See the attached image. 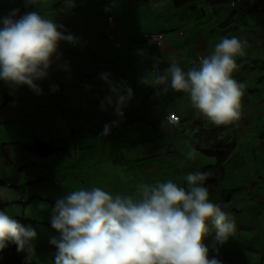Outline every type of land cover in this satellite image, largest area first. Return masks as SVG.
Segmentation results:
<instances>
[{"label": "crops", "instance_id": "0c3cea01", "mask_svg": "<svg viewBox=\"0 0 264 264\" xmlns=\"http://www.w3.org/2000/svg\"><path fill=\"white\" fill-rule=\"evenodd\" d=\"M11 5L20 15L38 11L48 18V14H54L52 20L63 26L65 34L76 38L74 43H60L48 76L36 81L40 93L30 88L36 106L26 104L21 113L28 120V142L35 138L54 142L62 148L61 153L71 148L79 159L66 167L59 164V168L65 167L62 176L69 177L65 179L69 181L68 192L100 187L113 195L137 197L141 185L155 186L168 180L187 189V173L216 164L214 157L200 156L191 143L201 125L204 130L217 131L222 141L234 146L222 173L208 169L203 186L209 190L210 201L230 213L237 225L231 238L218 245V256L212 250L215 230L211 222L203 242L210 249V257L216 256L222 264H264V101L261 94L256 96L264 82L260 72L264 65V7L251 10L240 5L233 9L230 4L208 0H193L180 7H175L172 0H37L36 5L26 7L25 0H16L10 4L0 2V20L12 12ZM111 15L114 25L108 23ZM158 34L164 35L161 45L139 39ZM233 36L245 42L244 55L235 58L237 69L233 73L234 79L244 85L241 117L235 123L217 127L196 115L186 93L171 88L164 91L141 82L148 75L154 78V57L160 58L161 72L171 62L187 71L199 66V58L211 55L221 38ZM102 73L108 74L112 83L133 90L123 117L112 105L101 107V99L112 95ZM8 94L6 101H13L14 96ZM172 112H177L182 122L171 131L166 117ZM106 124L110 131L102 135ZM61 128L65 135L79 130L75 136L82 142L86 140L84 146L98 145L99 155L92 156L95 160L81 158L82 152L70 141L58 144ZM189 151H195L196 159L185 161L181 167L180 161ZM47 158L43 157L44 161ZM57 161L59 158H53ZM80 162L81 167L76 168ZM46 164L43 162L44 168ZM130 164H135L137 170L131 169L126 177L124 167ZM54 169H44L45 174L55 182L53 188L60 189L65 184L56 182ZM75 169L85 171V176L74 173ZM108 169L122 171L117 178L130 188L121 194L115 191L109 183L113 177ZM106 170L103 184L100 177ZM37 179L38 183L44 181L42 175ZM21 200L25 202V198Z\"/></svg>", "mask_w": 264, "mask_h": 264}, {"label": "clouds", "instance_id": "9594fccd", "mask_svg": "<svg viewBox=\"0 0 264 264\" xmlns=\"http://www.w3.org/2000/svg\"><path fill=\"white\" fill-rule=\"evenodd\" d=\"M36 4L37 0H25L26 7ZM109 17L108 23L114 25V16L113 23ZM0 23V80L40 92L36 81L48 76L60 43H74L76 38L38 11L20 15L15 9ZM139 39L149 40L146 36ZM244 43L235 36L223 37L211 55L199 58V66L187 71L171 62L161 72L160 58L154 57V78L148 75L141 82L186 93L196 115L217 127L233 124L241 117L244 95V85L233 77L235 58L244 55ZM101 78L109 82L112 92L101 99V107L112 105L123 117L133 90L112 83L106 73ZM109 131L106 124L102 135ZM195 159V151H189L180 165ZM207 175L199 170L187 173V189L171 180L155 186L143 184L137 197L113 195L100 187L68 192L52 210L51 227L58 233L49 241L56 248L54 264H222L216 256L210 257L203 242L208 224L215 230L212 250L217 256L218 245L231 238L237 225L230 213L210 201L209 190L203 186ZM6 198L0 192V200ZM37 238L36 228L0 210V252L13 244L30 259Z\"/></svg>", "mask_w": 264, "mask_h": 264}, {"label": "rangeland", "instance_id": "374dc122", "mask_svg": "<svg viewBox=\"0 0 264 264\" xmlns=\"http://www.w3.org/2000/svg\"><path fill=\"white\" fill-rule=\"evenodd\" d=\"M13 1L16 0H0L1 3L5 2L8 4L13 3ZM118 6L121 7L122 5ZM12 8L13 5H11V9ZM13 10H15V8L12 9V11ZM47 16L48 19L54 18V14L52 13ZM146 16V14L143 15L145 21L148 20ZM260 72L264 74V65H262V70H260ZM261 89L262 91L256 96L261 94L262 100L264 101V82L261 84ZM4 92L12 94L14 100L5 102L6 97L4 96ZM30 92L31 90L27 85L15 86L0 80V192L7 194L6 199L0 200V210H5L12 217L24 215L27 218L37 220L36 223L30 224L36 228L38 232V238L34 242L35 251L30 259L37 264H54L56 248L54 245H51L49 241L52 236H58V233L51 227V216L57 199L64 196V194L62 191H59V194L55 193L56 190L58 192L59 188L56 190L53 188L55 182L45 174L46 170L44 169L55 167L54 171L55 175H57L56 182H60V185L64 182L65 185L63 184L64 188L62 190L65 193L69 190L66 186L69 181H65V179L69 177L62 176L65 173L64 168L67 164L75 162L76 159H69L67 161L59 159V161L53 162L54 157L48 156L47 161H44L43 157L33 154L24 146L31 143V141L28 142L25 137V132L28 128V120H26L24 114L21 113L26 104H30L32 107L36 106L34 94L32 95V92ZM36 109L37 108H32L33 111ZM262 110L264 111V108H262ZM39 122L41 123L42 121ZM56 132L58 133V131ZM50 142L51 141L48 143ZM55 146H57V144H55ZM96 149L97 148H92L86 151V153L89 154L91 152V156H98V150ZM196 152L201 154L200 156L204 155L206 157L202 152L197 150ZM91 159L95 160V158ZM43 162L47 163L46 168H44ZM59 164H64L65 167L59 168ZM124 169L125 171L123 172L127 173L126 177H129L131 169L137 170L135 164L126 165ZM108 170L113 177V182L109 181V183L115 191L121 194V192L123 193L126 190V187L128 189L130 188V184L126 186L125 184L122 185V181L117 178L118 175L121 176L123 173L122 171H117L115 169ZM108 170H106L105 176L102 175V177H100L103 179V184H106ZM76 172L79 173L80 176H85V171L75 169L74 173ZM40 175H42L44 181L38 183L37 177ZM121 179L123 182H129L126 181V178ZM74 183L78 184L77 181ZM125 195V193L122 194V196ZM22 198H25V202H22ZM49 246H53L55 249L50 250L48 248ZM21 255L28 257L27 252L21 253Z\"/></svg>", "mask_w": 264, "mask_h": 264}, {"label": "trees", "instance_id": "16d2710c", "mask_svg": "<svg viewBox=\"0 0 264 264\" xmlns=\"http://www.w3.org/2000/svg\"><path fill=\"white\" fill-rule=\"evenodd\" d=\"M191 1L193 0H172L175 7H180ZM208 1L209 3H212V4H226V3L230 4L231 0H208ZM258 8L259 7L251 8V10H257ZM35 93H40V92L35 91ZM35 93L33 91L32 95ZM4 96L8 97L9 94L4 93ZM50 116L52 117V115ZM197 127H198V133L191 141L193 147L197 151H200L203 154H205L206 156L214 157L216 159L215 165L203 168L201 171L206 172L208 169H211V170L214 169L215 171H217L218 174L222 173V171L224 170V164L229 158V156L231 155V153L233 152L234 146L226 144L224 141H222L220 136L217 134V131L204 130L202 129L201 125H198ZM76 132L79 133V130L77 131L75 130L74 132L70 131L68 134L65 135V132H63V129L61 128V132L58 133L60 135L57 141L58 144L62 143L64 140H66V142L70 141L69 144L72 145L73 148L78 150V152L81 151L82 152L81 155L84 158H89V157L92 158L91 152L89 154L86 153V151L91 150L92 148H97L96 150H98V155H99L100 151H99V148L97 147L98 145H92L91 147L90 145L84 146L83 144L86 140H84V142H82V139L81 141L78 140L77 138L78 136H75L77 134ZM63 135H64V138L62 137ZM95 141L96 143H98L97 140ZM48 142L49 141H43L40 138H35L31 143H28L24 146H26V148H28L29 151H31L33 154L39 155L40 157L51 156V157H54L55 159L56 158H59L60 160L63 159L64 161H67L69 159L74 160L76 158L75 156L73 157V154H72L73 150L71 148H69L71 152L67 151L66 153L65 152L61 153L62 148H60L59 145L55 146L54 142H50V143ZM76 159L79 160L78 158ZM79 165L81 167L82 165L81 162L76 166V168L79 167ZM63 188L64 186L63 187L61 186L58 192L62 191L64 193V191L62 190ZM13 218L17 219L25 226H28L32 223L37 222V220L27 218L24 215L13 216ZM0 264H37V263L29 259V257L22 256L21 253L17 252L15 245L9 244V246L6 249L0 252Z\"/></svg>", "mask_w": 264, "mask_h": 264}, {"label": "built area", "instance_id": "2783aa9c", "mask_svg": "<svg viewBox=\"0 0 264 264\" xmlns=\"http://www.w3.org/2000/svg\"><path fill=\"white\" fill-rule=\"evenodd\" d=\"M240 5L247 6L248 8H257V7L260 8V7H264V0H231L230 1V6L233 9H237ZM109 22L113 23L114 18L110 16ZM146 38L149 39L154 44L161 45L164 40V35L163 34L150 35V36H146ZM181 122L182 120L179 114L177 112H173L167 117L166 126L169 129L173 130L174 127L181 124Z\"/></svg>", "mask_w": 264, "mask_h": 264}]
</instances>
